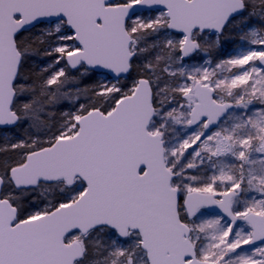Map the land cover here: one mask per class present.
Listing matches in <instances>:
<instances>
[{
	"label": "snow or ice",
	"instance_id": "6c2138e0",
	"mask_svg": "<svg viewBox=\"0 0 264 264\" xmlns=\"http://www.w3.org/2000/svg\"><path fill=\"white\" fill-rule=\"evenodd\" d=\"M0 264H264V0H0Z\"/></svg>",
	"mask_w": 264,
	"mask_h": 264
}]
</instances>
